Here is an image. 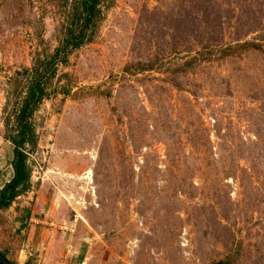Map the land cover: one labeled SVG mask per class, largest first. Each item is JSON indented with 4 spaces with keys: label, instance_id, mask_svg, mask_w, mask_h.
I'll return each mask as SVG.
<instances>
[{
    "label": "rangeland",
    "instance_id": "374dc122",
    "mask_svg": "<svg viewBox=\"0 0 264 264\" xmlns=\"http://www.w3.org/2000/svg\"><path fill=\"white\" fill-rule=\"evenodd\" d=\"M77 1L0 0V192L16 73L58 46ZM98 8L31 117L0 255L40 264L47 240V264H264V0Z\"/></svg>",
    "mask_w": 264,
    "mask_h": 264
},
{
    "label": "trees",
    "instance_id": "16d2710c",
    "mask_svg": "<svg viewBox=\"0 0 264 264\" xmlns=\"http://www.w3.org/2000/svg\"><path fill=\"white\" fill-rule=\"evenodd\" d=\"M100 0H78L72 7L70 20L65 28L64 38L53 49L50 55L36 58L21 75L23 87L19 100L6 114L3 128L7 132L5 138L12 146V178L0 192V208L6 207L20 193L27 189L29 169L26 165V153L34 149L36 136L31 117L42 101L49 96L48 86L54 77L56 67L64 65L69 53L90 40L92 29L99 16ZM10 123V125H8ZM3 257V256H2ZM4 260L8 264L12 262ZM215 264H227L219 261Z\"/></svg>",
    "mask_w": 264,
    "mask_h": 264
},
{
    "label": "crops",
    "instance_id": "0c3cea01",
    "mask_svg": "<svg viewBox=\"0 0 264 264\" xmlns=\"http://www.w3.org/2000/svg\"><path fill=\"white\" fill-rule=\"evenodd\" d=\"M30 221H33L34 224H38V225H41V226H44V225L50 226L51 224H53V223H51V221L49 219L48 220H43V221H41V220H39V221H37V220H30ZM48 223H50V224H48ZM49 230L50 229L45 226V228L42 231L44 233H47V232H49ZM47 243H48L47 240L44 241V242H41L40 243V248H38V250H40V252H39L40 264H47L46 258L42 254V251H41V250H47V245H48Z\"/></svg>",
    "mask_w": 264,
    "mask_h": 264
},
{
    "label": "water",
    "instance_id": "95a60500",
    "mask_svg": "<svg viewBox=\"0 0 264 264\" xmlns=\"http://www.w3.org/2000/svg\"><path fill=\"white\" fill-rule=\"evenodd\" d=\"M0 264H8L1 255H0Z\"/></svg>",
    "mask_w": 264,
    "mask_h": 264
}]
</instances>
